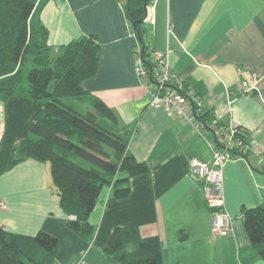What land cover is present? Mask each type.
I'll list each match as a JSON object with an SVG mask.
<instances>
[{
  "label": "crops",
  "instance_id": "1",
  "mask_svg": "<svg viewBox=\"0 0 264 264\" xmlns=\"http://www.w3.org/2000/svg\"><path fill=\"white\" fill-rule=\"evenodd\" d=\"M149 14V49L170 50L172 72L197 91L216 123L246 131L245 155L228 159L222 171L231 230L227 236L211 232L202 184L188 173L190 157L211 159V134L148 105L150 85L134 71L137 38L122 0H37L29 22L46 26L54 50L96 35V71L82 88L112 109L119 127L133 128L128 150L149 167L129 179L124 198L113 197L111 185L102 187L89 215L94 234L88 241L67 226L48 162L16 159L38 104L22 96L0 100V226L57 237L54 264H119L102 250L116 226L157 235L163 264H242L250 246L241 213L264 203V0H156ZM250 73L258 77L256 87L243 92L240 83L251 84ZM248 264H264V257Z\"/></svg>",
  "mask_w": 264,
  "mask_h": 264
},
{
  "label": "trees",
  "instance_id": "2",
  "mask_svg": "<svg viewBox=\"0 0 264 264\" xmlns=\"http://www.w3.org/2000/svg\"><path fill=\"white\" fill-rule=\"evenodd\" d=\"M149 1L122 0L148 70L153 66L144 39ZM36 2L0 0V100L22 96L38 104L27 136L17 145L16 159L48 162L67 226L89 241L94 234L89 215L102 187L111 185L113 197L124 198L129 179L149 167L128 150L133 128L119 127L112 109L82 88V81L96 71V35L77 37L54 50L47 44L46 26L29 22ZM202 108L197 118L213 120L211 110ZM241 219L250 246L240 261L248 264L264 257V203L244 208ZM58 246V238L45 231L27 235L0 226V264H54ZM102 250L119 264H163L159 237L141 236L134 226L114 227Z\"/></svg>",
  "mask_w": 264,
  "mask_h": 264
},
{
  "label": "built area",
  "instance_id": "3",
  "mask_svg": "<svg viewBox=\"0 0 264 264\" xmlns=\"http://www.w3.org/2000/svg\"><path fill=\"white\" fill-rule=\"evenodd\" d=\"M156 0H150L147 5V16L153 21ZM169 49L154 51L153 66L148 70L140 57L138 46L134 49V71L150 85L148 105L161 108L167 115H175L179 119L191 123L200 133H210L209 146L212 157L209 161L195 156L188 161V173L203 187L204 196L211 211V232L214 235L227 236L231 230L232 217L225 211L223 197V166L233 156L244 155L247 144L241 137L245 132L239 126L223 127L215 120L208 122L197 118L203 110V103L197 91L191 86H184L183 80L172 72L169 64ZM252 83L246 80L240 83L243 92H253L258 77L250 73ZM238 151V153H234ZM0 206L3 202L0 200ZM80 263H83L80 261Z\"/></svg>",
  "mask_w": 264,
  "mask_h": 264
},
{
  "label": "rangeland",
  "instance_id": "4",
  "mask_svg": "<svg viewBox=\"0 0 264 264\" xmlns=\"http://www.w3.org/2000/svg\"><path fill=\"white\" fill-rule=\"evenodd\" d=\"M145 38H146V36H145ZM144 38V39H145ZM148 40H149V42L151 43L150 44V46H152V44H153V41H152V39L149 37L148 38ZM148 45V44H147ZM151 49V48H150ZM154 51H156V50H150V52H151V59L153 60V54H152V52H154ZM77 162H81L83 165H86V166H88V163H86V162H84V161H82V160H76Z\"/></svg>",
  "mask_w": 264,
  "mask_h": 264
}]
</instances>
